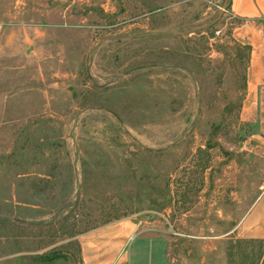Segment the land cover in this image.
Listing matches in <instances>:
<instances>
[{
  "label": "rangeland",
  "instance_id": "374dc122",
  "mask_svg": "<svg viewBox=\"0 0 264 264\" xmlns=\"http://www.w3.org/2000/svg\"><path fill=\"white\" fill-rule=\"evenodd\" d=\"M234 23L227 0H0V264H81L124 219L129 264H264L236 228L264 104L244 119Z\"/></svg>",
  "mask_w": 264,
  "mask_h": 264
},
{
  "label": "crops",
  "instance_id": "0c3cea01",
  "mask_svg": "<svg viewBox=\"0 0 264 264\" xmlns=\"http://www.w3.org/2000/svg\"><path fill=\"white\" fill-rule=\"evenodd\" d=\"M227 6L235 19L230 28L231 38L248 47L241 110L249 122L255 115L252 104H264V0H227ZM258 215H264V190L236 228L241 230L249 225V237L263 238L264 217ZM134 227V223L124 219L81 234L77 240L81 264H129L128 248Z\"/></svg>",
  "mask_w": 264,
  "mask_h": 264
},
{
  "label": "water",
  "instance_id": "95a60500",
  "mask_svg": "<svg viewBox=\"0 0 264 264\" xmlns=\"http://www.w3.org/2000/svg\"><path fill=\"white\" fill-rule=\"evenodd\" d=\"M147 34H149V32H141V33L134 34V36H137L138 37V36H144V35H147ZM115 36H126V35L117 34ZM263 259H264V256H263Z\"/></svg>",
  "mask_w": 264,
  "mask_h": 264
},
{
  "label": "trees",
  "instance_id": "16d2710c",
  "mask_svg": "<svg viewBox=\"0 0 264 264\" xmlns=\"http://www.w3.org/2000/svg\"><path fill=\"white\" fill-rule=\"evenodd\" d=\"M244 46V45H243ZM244 48L246 49V58H247V54H248V47L247 46H244ZM78 247V246H77ZM45 259H50L52 258V255L51 256H45L44 257Z\"/></svg>",
  "mask_w": 264,
  "mask_h": 264
},
{
  "label": "built area",
  "instance_id": "2783aa9c",
  "mask_svg": "<svg viewBox=\"0 0 264 264\" xmlns=\"http://www.w3.org/2000/svg\"><path fill=\"white\" fill-rule=\"evenodd\" d=\"M219 32V30H216L215 33L217 34Z\"/></svg>",
  "mask_w": 264,
  "mask_h": 264
}]
</instances>
